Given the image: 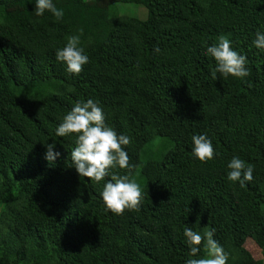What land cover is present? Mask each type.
<instances>
[{
  "label": "trees",
  "instance_id": "obj_1",
  "mask_svg": "<svg viewBox=\"0 0 264 264\" xmlns=\"http://www.w3.org/2000/svg\"><path fill=\"white\" fill-rule=\"evenodd\" d=\"M63 11L35 14V0H0V264H185V227L214 239L227 264H264V0H52ZM116 3L146 8L140 20ZM70 36L89 58L79 74L56 59ZM225 36L249 75L217 73L209 46ZM158 47L157 53L154 49ZM251 85V86H249ZM92 99L117 135L130 168L100 182L71 161L75 134L55 128L77 101ZM206 135L214 157L192 156ZM60 155L48 161L46 145ZM238 156L253 179L229 181ZM141 188L138 210L116 215L101 197L111 175ZM255 241L250 250L246 240ZM263 250L264 244H256Z\"/></svg>",
  "mask_w": 264,
  "mask_h": 264
},
{
  "label": "clouds",
  "instance_id": "obj_2",
  "mask_svg": "<svg viewBox=\"0 0 264 264\" xmlns=\"http://www.w3.org/2000/svg\"><path fill=\"white\" fill-rule=\"evenodd\" d=\"M50 11L57 19L63 17V11L57 9L52 0H35V14L41 16L45 11ZM78 36H70L66 45L56 51V59L66 65V70L72 74H79L83 66L89 62L84 50L78 47ZM253 45L257 49H264V33L257 32ZM155 52L160 49L156 47ZM206 54L214 58L216 67L212 70V78H217V73L223 77L229 75L243 78L249 75L246 68V57L239 54L231 47V42L225 36L218 37V43L207 47ZM251 86V85H249ZM59 137L75 134V147L71 150V161L79 176L86 177L95 182H100L109 176V169L119 167L130 168L129 156L123 146L130 143V137L117 135L116 131L105 123V114L98 102L88 99L77 101L71 110L63 116L55 128ZM192 156L206 162L213 159L214 149L206 135L192 136ZM54 144L46 145L48 161L59 157V152L53 151ZM230 171L229 181H240L241 187L245 181L253 179L254 168L245 164L238 156L232 157L227 165ZM100 197L107 210L116 215H121L128 210H138L143 199L141 188L129 176L111 175L103 185ZM215 229L205 231L203 235L185 227L183 236L189 247V256L196 257L203 243L206 255L203 258H189L185 264H227L228 253L213 238Z\"/></svg>",
  "mask_w": 264,
  "mask_h": 264
},
{
  "label": "rangeland",
  "instance_id": "obj_3",
  "mask_svg": "<svg viewBox=\"0 0 264 264\" xmlns=\"http://www.w3.org/2000/svg\"><path fill=\"white\" fill-rule=\"evenodd\" d=\"M116 9V14L120 15V16H127V17H133V18H137L140 20H144L146 18V8H144L141 5H137V4H133V3H116L115 7ZM1 208V206H0ZM262 210L264 211V205L262 206ZM256 243L258 241H255L251 238H248L246 240V248L250 250V246L252 243ZM254 243V244H255ZM256 244H261L263 245L264 242H258ZM255 244V246L253 245V247L251 246L250 250L252 252V254L256 257V258H261L264 262V247L263 250L261 248H259L257 245Z\"/></svg>",
  "mask_w": 264,
  "mask_h": 264
}]
</instances>
